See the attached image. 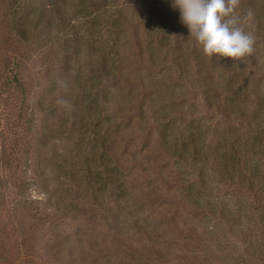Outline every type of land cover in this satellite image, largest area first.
<instances>
[{
    "label": "trees",
    "instance_id": "trees-1",
    "mask_svg": "<svg viewBox=\"0 0 264 264\" xmlns=\"http://www.w3.org/2000/svg\"><path fill=\"white\" fill-rule=\"evenodd\" d=\"M94 2L90 0L89 6L83 7L93 9ZM174 11L177 18L172 17ZM238 12L241 16L251 12L253 19L249 24L256 26L255 32H264V2L242 0ZM179 15V10L169 5H150L142 11L140 30L134 26L137 18L118 10L116 18L104 26L109 31L108 41L90 38L84 42L77 24L61 8L50 4L39 6L32 0H0V99L5 105L17 99L15 94L20 89L24 93L22 53L31 47L38 48L39 55L45 58L44 71L50 87L62 85L58 76H71L75 71L78 87H85L76 89L79 92H75L71 104L74 110H66L67 107L57 103L54 94L57 88L50 94L56 99L39 102L44 120L42 140L36 149L42 153L38 174L56 182L58 192L62 193L60 200L69 211L93 214L96 203L103 205L102 198L108 196L120 208L126 205L132 216V229H139L154 244V252L141 254V264L163 262L162 252L166 250L177 254L179 264H195L194 257L178 254L177 233L189 234L188 239L200 238L202 248L209 249L216 241L212 230L205 231L194 221L213 216L218 208L207 200L208 187L203 183L204 170L210 164L206 137L195 120L159 119L158 114L166 112L159 107L182 106L170 98V91L174 93L173 87L186 79L202 83L208 119L222 116L220 119L227 121L236 115L237 127L228 122L232 128L245 125L248 118L244 116L250 109L243 105L239 89L232 87L235 85L231 80L226 87H212L216 84V70L223 71L226 79L237 75L238 67L220 62L219 57L203 55L188 31L176 32ZM59 52L66 56L62 62L58 59ZM225 88H229L227 94ZM223 95L226 104L222 103ZM180 97L181 103L189 102L186 95ZM61 111L64 116L55 126ZM185 116L183 113L181 119ZM33 122L27 106L21 107L11 124L12 130L25 137L33 130ZM55 134L77 138V165L67 155H60L57 161L48 148V138ZM260 141L254 137L242 151L235 145L226 149L221 154L223 161H219L225 162L221 168L232 167V160L239 157L247 159L245 152L250 147L258 150ZM28 153L26 149L18 150L16 162ZM216 153L221 159V152L217 149ZM258 184L263 183L252 181L253 191L260 190ZM83 198H87L84 203ZM91 198L96 202L92 203ZM254 202L259 207L264 199L258 197ZM189 210L192 214H186ZM154 238L158 241H152ZM199 251L198 258L203 259ZM14 255L10 251L7 261L0 264H11ZM204 259L202 264H212L208 258Z\"/></svg>",
    "mask_w": 264,
    "mask_h": 264
},
{
    "label": "rangeland",
    "instance_id": "rangeland-1",
    "mask_svg": "<svg viewBox=\"0 0 264 264\" xmlns=\"http://www.w3.org/2000/svg\"><path fill=\"white\" fill-rule=\"evenodd\" d=\"M32 1L39 6L50 4L61 8L72 23L77 24L84 42L90 41V38L108 41L109 31L104 26L116 18L118 10L137 18L134 26L140 29L143 24V9L150 5L172 7L173 3V0H95V8L86 10L84 7L86 4L89 6L90 0ZM241 3L242 0H239L237 12ZM176 12H173V18H177ZM146 15L148 18L149 12ZM177 22L174 28L176 32L186 33L188 29ZM255 28V25L251 26L249 23L246 26V31L255 36L251 54L238 60L219 58L220 62L236 64L237 75L230 77L231 79L226 76L224 79L223 71L216 70V84L212 86L226 87L224 85L231 80L235 85L232 87L239 89L243 105L250 107L244 116L248 118L245 125L238 127L241 129L235 128L239 124L236 115L228 117L227 121L220 119L222 116L208 119L206 99L202 95L203 86L196 81L186 79L183 84L173 87L174 93L173 90L170 91V98L182 106L173 109H168V106L159 107L166 109V112L158 114L163 122L173 121L175 118H179L181 122L195 120L196 125L201 127L202 135L206 137L205 150L210 155V164L204 170L203 183L208 187L207 200L217 204L218 208L212 213L213 216L194 221L205 231L212 230L216 241L209 249L202 248L203 241L200 238L194 236L188 239L189 234L177 233V246L180 249L178 254L194 257L195 264H202L204 258H208L212 264H264V204L259 207L254 204L255 198L264 199V32L257 33ZM39 53L41 52L36 47L22 53L21 77L24 80V93L20 89L12 104L5 105L4 100L0 99V262L5 263L12 251L16 255L11 257V264H141V254L150 255L154 252V244L144 234H140L139 229H132V216L126 205L120 208L108 196L102 198L103 205L96 203L93 214L69 211L60 200L62 193L58 192L60 189L56 182L45 180L38 174L42 153L36 149L42 140L41 127L44 120V116L40 114L39 102L45 98L49 101L56 99L50 94L53 88H57L54 91L58 97L57 103L62 108L67 107L66 110H74L71 104L75 92H79L76 89L85 88L78 87L75 70L71 76H58L62 85L50 87V80L44 71L47 64L45 65V58ZM65 58L61 52L58 53L60 62ZM222 68L224 69L223 66L220 69ZM224 92L227 94L229 88H225ZM182 95H186L189 102L181 103ZM222 100V103H228L224 102V95ZM26 106L27 114L34 121L33 130L25 137H19L13 132L11 124L16 119L19 108ZM183 113L186 118L181 119ZM62 116L64 114L61 111L55 120V126ZM228 122L235 127L229 126ZM254 137L261 140L258 150L250 147L249 152H245L247 159L238 156V160L230 163L232 167L228 168L226 165L221 168L225 163L219 164L220 160L223 161L222 152L232 145L242 151L245 144L253 141ZM48 139V148L57 161H60V155H67L73 165L78 164L77 138L57 135L49 136ZM88 142L89 140L86 141ZM17 149L29 152L22 156L19 163L15 160ZM217 149L221 152V159L216 153ZM175 167L174 165L172 168ZM253 180L263 183L258 184L260 190L253 191ZM23 185H26L24 189ZM87 198H83L82 203ZM90 200L92 203L96 202L93 198ZM188 213L192 214L190 210L186 214ZM152 241L158 240L154 238ZM198 251L204 256V260L198 258ZM171 253L163 251L164 261L159 264H179L177 254ZM143 264L151 263L146 261Z\"/></svg>",
    "mask_w": 264,
    "mask_h": 264
},
{
    "label": "clouds",
    "instance_id": "clouds-1",
    "mask_svg": "<svg viewBox=\"0 0 264 264\" xmlns=\"http://www.w3.org/2000/svg\"><path fill=\"white\" fill-rule=\"evenodd\" d=\"M239 0H173L179 19L207 57L238 60L252 53L255 36L246 31L253 14H238Z\"/></svg>",
    "mask_w": 264,
    "mask_h": 264
}]
</instances>
